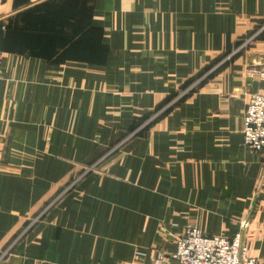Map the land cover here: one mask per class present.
<instances>
[{"label": "crops", "instance_id": "crops-1", "mask_svg": "<svg viewBox=\"0 0 264 264\" xmlns=\"http://www.w3.org/2000/svg\"><path fill=\"white\" fill-rule=\"evenodd\" d=\"M0 22V264H147L246 219L264 262V0H0Z\"/></svg>", "mask_w": 264, "mask_h": 264}, {"label": "built area", "instance_id": "built-area-1", "mask_svg": "<svg viewBox=\"0 0 264 264\" xmlns=\"http://www.w3.org/2000/svg\"><path fill=\"white\" fill-rule=\"evenodd\" d=\"M6 25L0 22V31ZM2 56L0 50V79ZM246 75L251 79L264 81V69L249 66ZM243 145L252 151H264V89L250 94L244 114ZM248 226V219L242 222V230ZM240 231L232 238L221 234H204L197 223H190L177 239L172 253L159 251L147 264H264L258 257L251 256Z\"/></svg>", "mask_w": 264, "mask_h": 264}, {"label": "water", "instance_id": "water-1", "mask_svg": "<svg viewBox=\"0 0 264 264\" xmlns=\"http://www.w3.org/2000/svg\"><path fill=\"white\" fill-rule=\"evenodd\" d=\"M255 203L253 204V207H254Z\"/></svg>", "mask_w": 264, "mask_h": 264}, {"label": "rangeland", "instance_id": "rangeland-1", "mask_svg": "<svg viewBox=\"0 0 264 264\" xmlns=\"http://www.w3.org/2000/svg\"><path fill=\"white\" fill-rule=\"evenodd\" d=\"M243 46H245V45H243Z\"/></svg>", "mask_w": 264, "mask_h": 264}]
</instances>
